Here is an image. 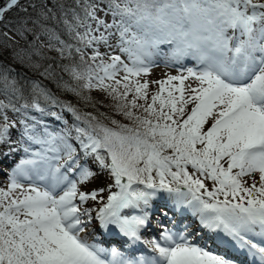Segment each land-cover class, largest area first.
<instances>
[{
    "label": "rangeland",
    "instance_id": "rangeland-1",
    "mask_svg": "<svg viewBox=\"0 0 264 264\" xmlns=\"http://www.w3.org/2000/svg\"><path fill=\"white\" fill-rule=\"evenodd\" d=\"M51 1L56 0H44V3ZM114 1L115 8L100 3L90 12L93 18L89 29L91 45L85 51L96 54L108 65L102 73L89 76V88L92 83L121 82L127 84L137 97L144 96L149 89L150 94L162 92L169 98L171 107L181 106L183 112L189 110L185 117L201 124L204 133L207 134L205 128L214 129L207 140L222 139L235 129L248 133L253 128L261 131L263 139L252 147L231 149L234 151L230 150L231 153L223 157L224 163L220 165L227 166L228 161L234 159L237 168L227 172V183L217 179V167L211 171L189 163L180 168L164 163L160 176L153 182L122 184L119 173L112 168L108 153L98 147L97 139L72 125L74 117L70 110L43 114L36 107L35 110L21 109L8 113V118L13 120L3 123L0 129V187L9 192L19 207L22 218L30 227L25 233L32 243L15 241L16 249L11 254H0V264H32L36 256H44L46 251L64 254L70 264H92L91 252L63 232L69 225L68 219L76 227L75 235L85 234L101 241L110 228L119 227L118 233L121 234L123 214L132 219L136 238H129L125 235L128 230L124 229V234L111 239L110 243L117 244L134 260H137L133 256L136 251L146 255L158 254V241V250L169 255L167 264H252L258 261L252 256L244 257L243 253L263 256L264 252L257 250L259 246L264 247L263 224L260 223L259 228L254 226L252 235L243 229L236 235L231 227L258 216L260 211L264 212V110L256 115V111L246 104L249 98H264V65L256 66L248 84L231 85L230 89L220 85L225 80L216 72L220 69V73L229 74L228 60L244 55L254 46L264 50V9L256 7L253 9L256 12L249 11L257 0H192L189 8L173 11L181 22L179 25L169 23L171 31L175 29V32L165 38L150 16L144 21L138 19L127 23L121 9L116 8H124L129 0L126 3ZM198 12L203 17L198 18ZM193 13L197 15L196 23L192 25L195 37L190 41L186 37L191 24L186 20ZM187 14L189 17L186 18ZM163 16L164 11H161V22L167 23ZM102 20L107 22V26L100 24L99 33L95 34L94 23L100 21L103 24ZM23 22L28 26L29 21ZM230 23L238 25L239 34L224 39V31ZM169 25L166 24L168 30ZM18 26L7 27V30L16 35ZM146 27L155 31V38H150ZM256 29L262 37L254 36ZM102 33L105 34L103 37ZM36 39L41 47H46L42 38ZM172 41H175L173 48L167 53L163 51L167 46L165 42ZM140 51L141 54L137 55L141 58L154 53L160 55L157 62L146 68L152 76L138 75L130 53L135 56ZM163 57H173L179 66L170 67L172 64ZM200 64L204 65L202 70L193 67ZM250 64L253 66L254 61ZM238 65L240 69L244 67L241 63ZM199 97L204 98L203 106L191 108ZM220 114L229 118V127L225 125L224 129L219 122L214 124L215 128L212 127V122ZM240 141L239 138L236 140L237 143ZM17 161L33 163V171L38 174L41 171L46 173L44 162L55 163L58 168L66 166L79 190L62 200L59 195L57 199H50L42 191L43 184H34V181L28 185L37 191L32 190L29 194L11 188L7 186V172L1 168L8 169ZM181 174L191 183L193 190L174 185ZM234 191L249 196V204H242L239 200L235 203ZM137 203L139 208H134L132 205ZM164 224L167 226L159 229ZM173 228L178 231L176 233L183 232V239L177 243L179 247L163 242L165 238L170 239ZM205 230L208 234L204 233ZM164 231L165 234L168 232L167 236L160 234ZM173 237L179 240V234ZM180 247L184 250L178 255L177 248ZM236 248L240 253L234 252Z\"/></svg>",
    "mask_w": 264,
    "mask_h": 264
},
{
    "label": "trees",
    "instance_id": "trees-1",
    "mask_svg": "<svg viewBox=\"0 0 264 264\" xmlns=\"http://www.w3.org/2000/svg\"><path fill=\"white\" fill-rule=\"evenodd\" d=\"M258 2L264 4V0L254 1ZM100 3L116 7L114 0H56L47 4L44 0H0V129L3 123L13 120L8 113L17 110L38 107L39 112L47 114L68 109L74 117L72 125L95 136L98 147L108 153L122 184L153 182L164 163L179 168L189 163L211 171L217 167V179L227 183V172L237 168L234 159L227 166L220 165L223 157L231 149L259 142L256 131L245 136L235 130L222 139L207 140L214 129L205 128L207 134L204 133L201 124L185 117L189 110L171 107L162 92L150 94L149 89L137 97L121 82L92 83L88 87L89 76L102 73L108 65L96 54L84 51L90 46V10ZM191 3L192 0H129L124 8L116 9H121L129 21H144L150 16L160 31L172 34L175 29L171 31L169 23L181 22L173 11L189 8ZM161 11L170 30L159 18ZM190 18L195 19L192 15ZM23 20L29 21L28 26ZM16 25L17 34H10L7 27ZM146 30L150 38L156 37L152 28ZM38 37L46 47L39 45ZM203 104L204 98L199 97L191 108L198 109ZM221 122L225 124V119ZM174 185L193 190L182 174ZM240 192H232L234 202L249 204V196ZM29 230L14 199L0 187V254H11L17 240L32 243L25 233ZM32 264L70 263L64 254L46 251Z\"/></svg>",
    "mask_w": 264,
    "mask_h": 264
},
{
    "label": "bare ground",
    "instance_id": "bare-ground-1",
    "mask_svg": "<svg viewBox=\"0 0 264 264\" xmlns=\"http://www.w3.org/2000/svg\"><path fill=\"white\" fill-rule=\"evenodd\" d=\"M100 24L101 23H99L97 25L98 31L100 30L99 29ZM157 57L158 56H151V57L147 56L145 59L148 61H155V59ZM40 162L42 163V161H40ZM44 163L46 164V166H48V169L50 170V172L47 174V181L45 183L40 182V180H36L37 184L38 183L43 184L44 190H42V191H43V193H45V195H48V197L50 199H57L56 197H58V195H59L60 199L66 200L68 198V196H70L77 189V188L73 189V187L69 188V184L74 183L73 180L70 177H65L64 175H61L62 172L64 170H66V166L58 168V167H56L57 164H55V163H52L49 161L47 163L46 162H44ZM33 169H34L33 163L27 162L25 164H18L17 169L11 170L9 177H7V182H8L7 186H9L11 188H16V189H18V190H20L26 194H29V192L32 191V189H31L32 186L28 185V183H30V181L28 179L33 180V179H35V176L38 175V173L33 171ZM59 176L62 177V182L57 184L56 186H49V184H48L49 179L53 180L52 178L56 179ZM22 187H24V188L22 189ZM34 190L37 191V189H34ZM132 206L134 208H139L140 204L137 203L136 205L134 204ZM129 209H132V208L129 207ZM123 211L124 210L121 211V214ZM123 216L125 218L123 220V226L120 225V228L122 229V231L124 229H127L128 232H126V233L128 235L136 234L134 223L132 222V219L129 216H127V214H123ZM67 222L69 223V225L67 228H65L63 230V232L67 236L74 237V239H77L78 242L83 244L84 248H87L91 252V255L93 256L92 258H94V259H91L90 262L93 264H108V260H107L108 258H105L107 254H110L111 258L115 259V261L114 262L111 261L110 264H167L168 263L169 255L162 253V252H160V250H158L159 245H160L158 241H157V245H156V247H158L157 248L158 254L146 255V254L141 252L138 254L137 260L129 259V258L125 259V257L121 254V251L118 250L116 248V246H113V245H115V244H113L114 242L112 244L110 243L111 239L120 237V235L118 233V231H120L119 227H117L115 229L113 227V229L110 228L109 230H107L106 235H105V239L100 241L97 238L91 239L90 237H88L85 234L83 236L75 235L74 232L76 231V227L74 226V223H72L70 218L68 219ZM207 222H210V221H207ZM260 223H262L264 226V212L263 211H260L258 213V216L252 217V219H247L241 225L234 224L231 228L235 231V233H239V231L243 229L244 232H250V234L252 235L254 233L252 231V229L254 228V226L259 228ZM106 224L110 225L109 223H107V221H106ZM166 226L167 225L164 224L163 226H160L159 229L160 228L163 229ZM170 231H171V233H170L171 237L173 239L171 237H170V239L169 238L163 239V242H165L166 245H168V246L179 247V244H177V243H178V241L183 239L182 238V237H184L183 232L180 231L179 233H176L178 231L175 230L174 228ZM158 232H160V231H158ZM167 233L165 234V231H164V232H161L160 234L162 236H167ZM204 233L206 234L208 232L205 230ZM261 233L264 235V231H261ZM175 234H179V240H177V241H175L174 237H173ZM263 235L260 234V236H263ZM99 245L103 246V248L100 247ZM183 250L184 249L181 247L177 248V251H178L177 254L178 255L183 254ZM257 250H259V252L260 251L264 252V247L259 246ZM237 253H240V251H238ZM101 256L104 257V261H103V259L100 258ZM252 256L256 260H258V261H254V263H252V264H261L260 262L264 263V254H263V256H260L256 253H252ZM111 258H109V259H111ZM85 264H90V263H85Z\"/></svg>",
    "mask_w": 264,
    "mask_h": 264
}]
</instances>
